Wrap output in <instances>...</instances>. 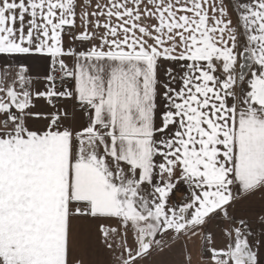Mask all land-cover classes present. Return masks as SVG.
Wrapping results in <instances>:
<instances>
[{
  "label": "snow or ice",
  "instance_id": "1",
  "mask_svg": "<svg viewBox=\"0 0 264 264\" xmlns=\"http://www.w3.org/2000/svg\"><path fill=\"white\" fill-rule=\"evenodd\" d=\"M257 186L264 0H0V264H52L57 205L64 264L74 224L111 248L115 225L79 198L101 190L185 217L228 197L211 264H264V207L255 226L234 215Z\"/></svg>",
  "mask_w": 264,
  "mask_h": 264
},
{
  "label": "crops",
  "instance_id": "2",
  "mask_svg": "<svg viewBox=\"0 0 264 264\" xmlns=\"http://www.w3.org/2000/svg\"><path fill=\"white\" fill-rule=\"evenodd\" d=\"M79 198L93 199L94 211L109 217L107 222L114 224L117 231L107 237L112 244L109 248L99 232L94 230L89 235L85 230L81 233L79 226L74 224L68 241L69 264H211L210 250L224 246L227 241L224 229L234 224L230 218L220 216L208 219L210 209L219 207L228 199L223 196H217L214 200L206 199L198 210L200 215L192 223L189 216L184 223L179 213L166 214L162 206L145 212L143 208L134 207L131 200L121 205L114 195L103 190L95 197ZM235 200L238 210L234 215L246 216L255 226V209L264 207V191L259 190L258 186L254 193L251 188H244L242 195ZM63 214L57 205L42 217L50 244L48 259L52 264H64ZM154 221L153 229L146 235L150 238V249L141 253L139 234Z\"/></svg>",
  "mask_w": 264,
  "mask_h": 264
},
{
  "label": "water",
  "instance_id": "3",
  "mask_svg": "<svg viewBox=\"0 0 264 264\" xmlns=\"http://www.w3.org/2000/svg\"><path fill=\"white\" fill-rule=\"evenodd\" d=\"M180 214V213H179ZM181 219L183 220L184 223L187 222V217L184 215L180 214ZM140 251L141 253L147 252L150 249V238L147 237H140Z\"/></svg>",
  "mask_w": 264,
  "mask_h": 264
},
{
  "label": "rangeland",
  "instance_id": "4",
  "mask_svg": "<svg viewBox=\"0 0 264 264\" xmlns=\"http://www.w3.org/2000/svg\"><path fill=\"white\" fill-rule=\"evenodd\" d=\"M219 198V197H218ZM216 208V206H213L212 209H210V212H213V210ZM199 209H197L194 213H192L190 216H189V219H190V222H195L197 217L200 215ZM201 213H206V212H201ZM207 241L209 242V238H207Z\"/></svg>",
  "mask_w": 264,
  "mask_h": 264
},
{
  "label": "flooded vegetation",
  "instance_id": "5",
  "mask_svg": "<svg viewBox=\"0 0 264 264\" xmlns=\"http://www.w3.org/2000/svg\"><path fill=\"white\" fill-rule=\"evenodd\" d=\"M147 229V230H146ZM153 229V224H150L149 226H147L146 228H145V231L144 232H141L140 234H139V237H146V235H148V234H150V232H151V230Z\"/></svg>",
  "mask_w": 264,
  "mask_h": 264
},
{
  "label": "built area",
  "instance_id": "6",
  "mask_svg": "<svg viewBox=\"0 0 264 264\" xmlns=\"http://www.w3.org/2000/svg\"><path fill=\"white\" fill-rule=\"evenodd\" d=\"M231 222L235 223V221H234V220H232V219H231ZM249 223L251 224V222H250V221H249ZM204 250L206 251V249H204Z\"/></svg>",
  "mask_w": 264,
  "mask_h": 264
},
{
  "label": "trees",
  "instance_id": "7",
  "mask_svg": "<svg viewBox=\"0 0 264 264\" xmlns=\"http://www.w3.org/2000/svg\"><path fill=\"white\" fill-rule=\"evenodd\" d=\"M153 225H155V221H154Z\"/></svg>",
  "mask_w": 264,
  "mask_h": 264
}]
</instances>
